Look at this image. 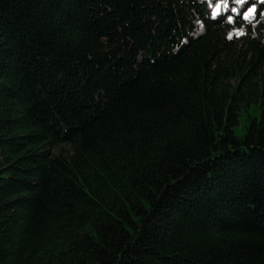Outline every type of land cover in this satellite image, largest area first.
<instances>
[{
    "label": "trees",
    "instance_id": "16d2710c",
    "mask_svg": "<svg viewBox=\"0 0 264 264\" xmlns=\"http://www.w3.org/2000/svg\"><path fill=\"white\" fill-rule=\"evenodd\" d=\"M253 25L196 0H0V264H264Z\"/></svg>",
    "mask_w": 264,
    "mask_h": 264
},
{
    "label": "snow or ice",
    "instance_id": "6c2138e0",
    "mask_svg": "<svg viewBox=\"0 0 264 264\" xmlns=\"http://www.w3.org/2000/svg\"><path fill=\"white\" fill-rule=\"evenodd\" d=\"M261 7H264V0H259ZM235 5V6H233ZM222 12H230L232 14L239 15L242 12L243 19L249 20L250 17L264 15V12H258V5L256 2L250 3V0H216L213 6V18L219 16ZM227 20L229 23L234 21L233 15H228ZM236 33L238 36H242L245 33L237 29ZM232 35L229 34V39H232Z\"/></svg>",
    "mask_w": 264,
    "mask_h": 264
},
{
    "label": "rangeland",
    "instance_id": "374dc122",
    "mask_svg": "<svg viewBox=\"0 0 264 264\" xmlns=\"http://www.w3.org/2000/svg\"><path fill=\"white\" fill-rule=\"evenodd\" d=\"M200 1H203V0H200ZM206 9L208 10V7H206ZM260 22H261L262 24L264 23V15H262V17L260 18ZM197 24H198V26H197ZM196 26H197V27H196V28H197V32H199V26H200L199 22H196ZM254 27H255V26L252 25V28H254ZM261 42H262V44L264 45V35L262 36ZM258 114H259V110H258V109H255L254 106H253V107L250 109L248 115H249V116H252V117H254V116L258 117ZM248 115L243 114V115L241 116V120H240L239 124H238L236 127H234L235 135H236L237 137H239V138H241V137L243 136L244 132H245V126H246V124H247Z\"/></svg>",
    "mask_w": 264,
    "mask_h": 264
}]
</instances>
